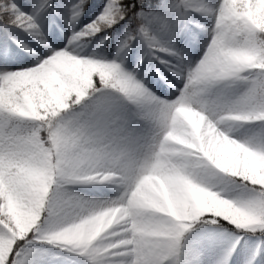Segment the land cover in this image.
Segmentation results:
<instances>
[{
    "label": "snow or ice",
    "instance_id": "6c2138e0",
    "mask_svg": "<svg viewBox=\"0 0 264 264\" xmlns=\"http://www.w3.org/2000/svg\"><path fill=\"white\" fill-rule=\"evenodd\" d=\"M259 13H264V0H211L210 12L201 0H0V206L5 209L0 213V264H101L91 238L53 245L55 226L43 217L26 234L21 231L20 217L11 209L27 211L26 189L51 165L11 172L18 159L13 121L37 124L58 114L74 139L87 142L89 170L95 174L87 187H110L113 177L108 173L118 171L121 202L141 191L152 176L171 183L166 149L185 106L199 103L197 73L223 37L264 39ZM94 21L109 26L77 41ZM250 50L259 52L255 44ZM85 56L108 61L102 70L109 86L101 87L94 64L82 67ZM250 71L254 75L245 73L246 97L259 98L264 78L255 75L259 70ZM19 74L28 76L18 80ZM133 78L148 83L155 95L136 90ZM91 80L95 89L89 87ZM134 116L147 124L150 142L161 151L140 158L130 150L136 142L130 132ZM253 123L244 143L264 152V121ZM192 127L199 133L201 124L195 121ZM224 183L237 191V205L250 217L249 226L213 212L202 214L181 191L163 194L167 207L161 214L170 219L175 234L169 252L174 264H233L238 248V264H264V230L256 227L264 223V190L249 179L242 185L237 179L238 186H232L225 177Z\"/></svg>",
    "mask_w": 264,
    "mask_h": 264
},
{
    "label": "clouds",
    "instance_id": "9594fccd",
    "mask_svg": "<svg viewBox=\"0 0 264 264\" xmlns=\"http://www.w3.org/2000/svg\"><path fill=\"white\" fill-rule=\"evenodd\" d=\"M201 3L210 12L211 0ZM256 20L264 31V13L257 14ZM107 26L96 21L85 25L86 30L76 40L95 35ZM253 44L259 52L250 50ZM80 59L83 68L96 66L93 75L101 79V87L109 86V78L102 70L108 61H93L87 56ZM251 69L259 70L255 75L264 78V39L257 37L251 41L245 36L237 40L225 36L218 42L213 57L197 73L195 83L201 90L197 94L198 105L185 106L176 123L175 137L168 141L166 167L173 182L164 183L159 176H152L127 202H121L118 171L108 173L113 177L110 187H87L95 175L89 170L87 142L74 139L58 114L37 124L18 125L13 121V127L18 128L13 141L18 159L11 172L30 173L31 169L51 165L43 178H34L26 189L27 211L11 209L20 217L21 231L26 234L43 217L55 226L50 233L53 245L78 244L91 238L90 242L96 241L94 251L99 254L101 264H174L169 255L175 243L174 228L161 209L167 207L163 194L176 191L186 195L189 206L198 205L202 214L213 212L238 226H249L250 217L237 205V191L225 184L224 178L232 186H238L237 179L239 185L249 179L264 190V152L243 140L246 130L255 127L253 122L264 121V107H257L264 105V93L259 98L246 97L244 81L248 75H254ZM27 76L19 74L16 78L24 80ZM132 86L155 95L143 80L133 78ZM89 87L95 89V80H91ZM201 107L207 111L202 112ZM195 121L201 124L199 133L192 127ZM130 132L136 138L130 150L138 157L161 151L158 143L150 142V130L139 116L131 119ZM201 136L205 138L203 147ZM53 158L57 159L55 165ZM4 211L0 206V213ZM256 227L264 230V223Z\"/></svg>",
    "mask_w": 264,
    "mask_h": 264
},
{
    "label": "rangeland",
    "instance_id": "374dc122",
    "mask_svg": "<svg viewBox=\"0 0 264 264\" xmlns=\"http://www.w3.org/2000/svg\"><path fill=\"white\" fill-rule=\"evenodd\" d=\"M82 19V18H81ZM94 189V188H93ZM254 239V238H253ZM241 247H243V241L241 242ZM239 253H240V249L238 248L237 250V254L234 255L233 257V264H238V260L240 259V256H239Z\"/></svg>",
    "mask_w": 264,
    "mask_h": 264
},
{
    "label": "trees",
    "instance_id": "16d2710c",
    "mask_svg": "<svg viewBox=\"0 0 264 264\" xmlns=\"http://www.w3.org/2000/svg\"><path fill=\"white\" fill-rule=\"evenodd\" d=\"M95 13H92L91 15L88 16V19L92 18V15H94ZM82 23H86L87 21L82 17L81 19Z\"/></svg>",
    "mask_w": 264,
    "mask_h": 264
}]
</instances>
